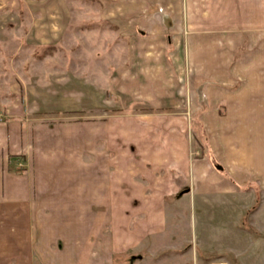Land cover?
<instances>
[{
    "label": "crops",
    "instance_id": "obj_1",
    "mask_svg": "<svg viewBox=\"0 0 264 264\" xmlns=\"http://www.w3.org/2000/svg\"><path fill=\"white\" fill-rule=\"evenodd\" d=\"M84 8L128 44L105 91L127 115L103 118L96 105L71 136L27 117L11 88L0 112V264H133L154 251L146 242L162 237L170 201L232 212L253 180L264 190V0H0L2 13L30 12V44L47 49ZM187 119L204 144L196 160Z\"/></svg>",
    "mask_w": 264,
    "mask_h": 264
},
{
    "label": "rangeland",
    "instance_id": "obj_2",
    "mask_svg": "<svg viewBox=\"0 0 264 264\" xmlns=\"http://www.w3.org/2000/svg\"><path fill=\"white\" fill-rule=\"evenodd\" d=\"M88 11L84 8L76 12L65 43L48 49L30 44V12H0L1 113L16 99L11 88L20 86L19 107L21 110L23 106L27 117L34 114L35 118L59 122L61 127L70 129L71 136L78 133L79 123L94 117V110L89 111L96 105L102 104L95 110L103 118L118 113L125 116L127 110L112 107L114 99L105 91L112 72L126 64L128 44L117 38L115 30L94 21ZM80 81L87 83L88 92L79 91ZM31 90L36 95H31ZM102 98L105 100L98 102ZM41 107L48 109L43 111ZM83 109L88 110L87 114L80 113ZM135 111L154 110L146 106ZM179 111L186 118L191 117L189 108ZM98 112L95 115L101 116ZM187 120L189 154L196 160L203 157L204 144L197 137L199 126ZM25 162L28 163L27 158L21 157L18 173H24ZM249 179L253 180L252 174ZM253 181V189L247 190L240 205H233L232 212L231 206L203 205L199 198L196 201L190 195L179 202L170 201L162 237L152 236L146 242L145 247L154 251L135 254L133 264H264V190L261 193Z\"/></svg>",
    "mask_w": 264,
    "mask_h": 264
},
{
    "label": "water",
    "instance_id": "obj_3",
    "mask_svg": "<svg viewBox=\"0 0 264 264\" xmlns=\"http://www.w3.org/2000/svg\"><path fill=\"white\" fill-rule=\"evenodd\" d=\"M218 170H222L221 168H218Z\"/></svg>",
    "mask_w": 264,
    "mask_h": 264
},
{
    "label": "built area",
    "instance_id": "obj_4",
    "mask_svg": "<svg viewBox=\"0 0 264 264\" xmlns=\"http://www.w3.org/2000/svg\"><path fill=\"white\" fill-rule=\"evenodd\" d=\"M22 167V166H21Z\"/></svg>",
    "mask_w": 264,
    "mask_h": 264
}]
</instances>
